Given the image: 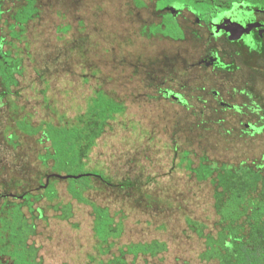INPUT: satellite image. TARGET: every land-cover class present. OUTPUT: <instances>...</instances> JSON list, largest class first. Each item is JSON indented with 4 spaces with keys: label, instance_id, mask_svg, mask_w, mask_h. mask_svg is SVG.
Wrapping results in <instances>:
<instances>
[{
    "label": "rangeland",
    "instance_id": "obj_1",
    "mask_svg": "<svg viewBox=\"0 0 264 264\" xmlns=\"http://www.w3.org/2000/svg\"><path fill=\"white\" fill-rule=\"evenodd\" d=\"M5 2L7 0L1 1ZM55 2L56 6L53 4L41 19L34 13L31 15L34 7L30 6L31 19L25 23L17 21L16 15L9 17L10 13L0 12V60L8 61L12 56L17 59L14 52L24 49L23 27L19 26L30 23L27 30L35 32L28 39L31 58L23 59L20 84L9 91V94L19 93L12 98L18 108L12 110L10 103L0 111V207H3L0 214V264H21L16 261L17 256H12L15 254H23L27 264H106L111 257L121 254L122 248L126 250L125 245L147 244L153 240L165 242L166 249L155 255L128 254L125 256L126 264H214L200 257L204 240L198 235V227L201 229L199 224H204L203 232L212 235L220 227L216 224L212 198L215 186L211 181L216 180L213 176L209 178L212 171L201 162L198 164L199 160L203 161L207 156L206 160H215L218 164L236 165L244 160L247 165L257 166L264 163V134L247 140L236 135L235 129L233 138L218 141L217 134L211 135L205 130L199 133L190 130L192 134H187L184 129L181 130L179 142L182 144L179 148L190 149L188 157L191 161L186 158L188 152L185 150L179 151L174 160L171 129L150 128L153 137L147 135V129L152 125L148 122L150 113L145 98L112 120L106 121L99 112L81 116L83 113L77 110L85 109V98L99 83L109 80L106 88L118 90L116 81L123 85V90L125 85L134 81L128 79L129 74L125 75L128 70L124 65L114 63V53L119 50L108 46L110 35L105 32L110 29L114 31L111 35L121 34L126 38L132 36L128 31L129 25L138 23L135 16L129 15L130 0ZM9 4L10 11H15L14 6L11 8L12 3L5 5ZM35 13L39 15L40 9H35ZM124 25L126 29L118 32ZM133 41L136 44L132 43V49L124 42L123 52L138 49L151 52L153 47L164 46V43L157 42L144 48L142 40ZM165 48L169 46L165 44ZM108 49L110 51L107 52ZM90 74L99 75L90 77ZM103 76L104 81L101 79ZM140 88L137 85V89ZM5 94L7 92L0 91V106ZM43 96L50 100L49 104H44ZM54 100L58 101L57 104ZM56 108L60 113H54ZM77 116L79 121L88 122L87 132L92 131V125L99 126L100 132L90 146L80 143L83 164L78 168L93 174L103 173L112 184L122 181L134 183L129 189L122 185L105 187L101 181L91 177L92 189L85 192L90 201L107 208L116 222L123 225L122 233L116 237L112 247L102 244L94 231L95 217L91 206L73 200L66 191L65 180L55 182L58 199L41 200L28 209L9 196L43 181V176H39L42 169L50 171V166L41 167L37 159L43 155L38 153L44 152L49 145L45 141L38 142L43 134L25 140L20 138L22 143H17L21 133L27 134L16 128L17 125H22L24 120L35 123L60 119L64 122ZM187 118L186 114L184 120ZM99 121L102 123L97 124ZM129 121L131 127L138 125V128L133 127L137 135L127 127ZM25 122L26 127L28 124ZM8 143L17 146H9ZM194 175L203 181H197ZM31 195L37 197L38 192L33 191ZM66 202L68 209L63 207ZM189 218L196 223L195 227L188 224ZM112 239L108 238L109 241Z\"/></svg>",
    "mask_w": 264,
    "mask_h": 264
},
{
    "label": "flooded vegetation",
    "instance_id": "obj_2",
    "mask_svg": "<svg viewBox=\"0 0 264 264\" xmlns=\"http://www.w3.org/2000/svg\"><path fill=\"white\" fill-rule=\"evenodd\" d=\"M1 1L4 0H0V12L2 14L10 13L9 17L23 12V9L25 10L28 6L29 9L30 6H33L31 15L34 13L41 19L47 14V11L51 10L53 4L54 7L56 6L54 0H7L5 4L12 3L11 8L14 6L15 12L13 9L10 11V4L5 5ZM129 3L131 5L129 15L135 16V22L138 23L128 27L132 36L126 38H123L121 34L114 36L111 35L114 31H110V29H107L105 34L110 35L111 40L108 39V46L119 50L114 53V63L119 66L124 65L128 70L125 75L129 74L128 79L134 81L125 85L127 87L124 86L123 90H121L122 84L114 81L117 83L118 90L116 88L107 89L109 80L106 81L103 76L101 79L105 80L104 83H99L98 87L92 89L85 98V109L77 110V112L83 113L81 116L91 113L90 104L96 101L99 94L112 100L117 107L112 115L105 118L106 121L124 115L128 107L140 103L145 98L150 113L148 122L152 125V127H148L147 135L153 137L150 128L162 131L171 129V140L175 145L173 148L174 160L178 157L179 151L185 150L184 147L179 148L182 144L179 142L181 130L184 131V129L187 134H192L190 130L198 133L205 130L208 134H217L218 141L229 140L228 137L233 138L235 129H237L236 135L247 140L264 134V0H130ZM7 8L8 11H5ZM29 9L27 10L28 15H30ZM35 9H40L39 15L35 13ZM29 26L30 23L19 26L23 27V31L19 29V33L21 34L22 31L25 41L22 46L24 49L19 48L18 53L14 52L18 58H31L27 44H29L28 39L35 32H29L27 30ZM123 28L126 29V25L122 28L119 27L118 32L123 31ZM137 38L144 42V48L147 44L157 42L164 43V46L153 47L151 52H147L146 49L123 52L124 42L126 47L132 49L134 48L132 43H135L133 39L138 41ZM124 39L125 41H123ZM2 41L5 42L4 38ZM165 44L169 48H165ZM1 49L6 53L3 44H1ZM106 49L107 46L104 50ZM157 62L161 65L158 66ZM96 75L99 74H90V77ZM137 85L141 88L137 89ZM49 101L46 99V102ZM53 102L57 104L58 101L54 100ZM54 113L60 112L56 108ZM107 113H111V111H107ZM186 114L188 118L184 120ZM78 117L64 122L52 119L50 123L58 128H79L81 130L79 144L86 143L90 146L100 133L99 126L92 125V131L87 132L88 122L83 119L79 121ZM102 122L99 121L97 124ZM41 123L43 122L34 123L30 120L26 124L36 128L40 127ZM123 124L125 127V122ZM131 125L129 121L127 127L132 130L133 127L138 128V125H133V127ZM43 133L44 130L40 129L35 134L21 133L17 143H22L19 141L20 138L25 140ZM135 133L137 135V131ZM174 134H178V136L174 137ZM41 136L38 138V142L45 141L49 144L43 135ZM185 151L188 152L186 158L190 160L188 157L191 154L190 149ZM40 153L43 154V152L38 154ZM81 158L80 153L82 162ZM206 159L207 156L205 160H199L198 164L201 162L205 167L208 166V170L212 171L210 179L212 176L216 178L220 172L223 173L225 166L231 167L233 170L240 164H246L244 160L234 165L226 162L218 164L215 160L209 162ZM198 164L195 165L198 166ZM45 170L42 169L39 173V176H43V181L33 188L9 196L17 199V202L22 203V206L27 209L28 206H34L41 200L58 199L55 182L57 180L67 182L66 179L69 178H61L58 175H69L70 173L57 172L53 168L44 172ZM89 173L93 179L101 181L105 187L123 182L112 184L108 180V183H105L100 178V176L106 177L103 173ZM194 177L197 181H203L196 175ZM50 184H52L54 192L48 195L44 189ZM133 184L129 182V186L125 184L126 186L123 188L129 189ZM87 190L83 192L84 197H86ZM33 191L38 192L37 197H32ZM68 195L75 200L69 193ZM214 205L213 201V207ZM63 207L68 209V202ZM30 217L32 216L30 215ZM154 241L156 240L148 243ZM162 243L165 245V250L167 245L165 242Z\"/></svg>",
    "mask_w": 264,
    "mask_h": 264
},
{
    "label": "trees",
    "instance_id": "obj_3",
    "mask_svg": "<svg viewBox=\"0 0 264 264\" xmlns=\"http://www.w3.org/2000/svg\"><path fill=\"white\" fill-rule=\"evenodd\" d=\"M28 7L25 10L23 9L22 13L16 14L15 18L17 21L24 23L30 19L31 16L27 13ZM58 39L60 38L58 37ZM12 57L8 61L0 60V90L7 92L5 98H8L7 100L3 99L0 111L7 108L10 103L12 110H17L18 108L14 100H12V98L18 96V93L9 94V91L14 87L18 88L22 79L20 73L22 74L24 69L20 70V68L24 67V64L23 57L18 58L17 55H14L17 59ZM14 72L19 74H14ZM9 74L11 75L9 76ZM43 99L44 104H49V102H46L47 97L43 96ZM90 109L91 113L94 109L95 114L99 112L101 116L108 118L109 115H112L117 110V107L112 100L99 94L96 101L90 104ZM107 111H111V113H107ZM51 120H44L48 122L40 120L43 123L36 128L29 125L25 127L23 124L25 120L21 123L22 125L14 126L28 134H35L39 129L44 130L43 137L49 142V145L45 148L43 155L39 158L37 156L40 166H50L57 172L64 171L70 173L69 175L78 176L66 179L67 191L76 201L91 206L95 217V234L99 236L103 245L112 247L117 239L116 237L121 235L123 225L120 226L116 222L107 208L98 207L84 197L83 192L92 188V182L90 181V173L78 168L82 166L79 147L81 130L74 127H54L50 123ZM27 122L26 120L25 123ZM8 145L17 146V144L9 143ZM71 169L78 170L71 173L69 172ZM223 171V173L220 172L216 176V181H211L213 186H215L212 191V198L215 202L216 224L220 227H218L216 234L212 235L211 233H204L203 228H205V225L199 224L201 229L198 227L200 230L198 235L204 240V250L200 257L214 264H264V164H259L255 167L240 164L238 168L233 170L231 167L225 166ZM100 178L105 183H108L107 177L100 176ZM125 184L129 186L127 181H123L118 185L124 187L126 186ZM51 185L44 189V192L48 195L54 192V188ZM255 191L259 192L253 194ZM2 210L3 207H0V214L3 213ZM188 223L194 227L196 226V223L190 218ZM109 237L114 238L112 239L113 241H109ZM125 248L126 250L122 248L121 254L111 257V260L109 259L105 263L126 264L125 256L128 254L133 256L139 254L155 255L158 251L164 250L165 245L160 241H154L147 244L129 243L125 245ZM12 256H17L16 261L21 264L28 263L23 254Z\"/></svg>",
    "mask_w": 264,
    "mask_h": 264
},
{
    "label": "water",
    "instance_id": "obj_4",
    "mask_svg": "<svg viewBox=\"0 0 264 264\" xmlns=\"http://www.w3.org/2000/svg\"><path fill=\"white\" fill-rule=\"evenodd\" d=\"M61 178H66V177H78V176H74V175H58Z\"/></svg>",
    "mask_w": 264,
    "mask_h": 264
}]
</instances>
